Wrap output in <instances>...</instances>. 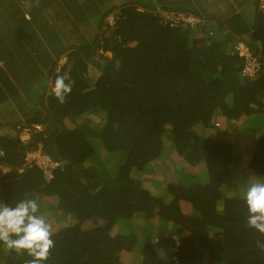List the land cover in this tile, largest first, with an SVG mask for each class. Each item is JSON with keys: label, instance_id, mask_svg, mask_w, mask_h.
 Wrapping results in <instances>:
<instances>
[{"label": "trees", "instance_id": "trees-1", "mask_svg": "<svg viewBox=\"0 0 264 264\" xmlns=\"http://www.w3.org/2000/svg\"><path fill=\"white\" fill-rule=\"evenodd\" d=\"M145 4L122 8L113 30L108 15L96 29L88 23L58 72V61L48 75L38 70L31 99L18 101L9 123L44 128L33 127L29 142L12 125L0 134V165L10 168L0 202L37 201L55 245L43 264H122L127 254L135 264H264V236L246 227L244 199L248 183L264 181L260 0L224 16L191 0L171 4L176 16L197 18L178 27ZM239 41L261 64L254 74L233 53ZM58 75L72 84L64 103L52 92ZM38 147L59 162L51 178L25 162ZM170 154L172 167L160 172ZM31 259L0 243V264Z\"/></svg>", "mask_w": 264, "mask_h": 264}, {"label": "crops", "instance_id": "crops-1", "mask_svg": "<svg viewBox=\"0 0 264 264\" xmlns=\"http://www.w3.org/2000/svg\"><path fill=\"white\" fill-rule=\"evenodd\" d=\"M184 1L190 0H24L23 6H18L17 0H0V128L4 129L0 134L13 132L9 117L13 111H22L18 101L31 99L38 82L33 78L34 69L38 72L44 68V75H48L45 67L58 61V72V67L79 42L78 38H86L88 23L96 29L105 15H117L129 5H137L138 10H143L142 6L146 7L145 2H148V9L155 13ZM248 3L247 0H205L204 4L224 16L243 11L247 6L253 8ZM23 29H30L33 35L26 37ZM33 44L34 48L31 47ZM21 54L24 58L19 57ZM42 73L38 72L39 76ZM9 104L15 108L8 112Z\"/></svg>", "mask_w": 264, "mask_h": 264}, {"label": "clouds", "instance_id": "clouds-1", "mask_svg": "<svg viewBox=\"0 0 264 264\" xmlns=\"http://www.w3.org/2000/svg\"><path fill=\"white\" fill-rule=\"evenodd\" d=\"M165 11L170 12L168 10ZM165 11L162 10L157 13L162 14ZM114 16L117 18V15ZM180 25L171 26L178 27ZM113 27L114 25L110 26L111 29ZM67 58L66 56V60L64 59L63 64L58 69L67 63ZM65 81L66 78L64 76L58 75L52 85V92L60 103H64L66 96L72 91V84ZM35 123H31L29 126L32 127ZM42 125L44 126V124ZM22 129V127H19L20 133L18 135L22 134ZM19 139L23 142L30 141L21 137ZM0 152V155H2L3 150H0ZM244 199L248 209L246 227L255 229L261 236H264V181H252L248 183ZM38 213L39 205L35 199H22L14 207L0 202V243L9 251H13L18 255H23L26 252L28 256L32 257L25 264H43L49 258L50 250L55 246L51 238L53 232L50 221ZM257 247L264 250V241L258 240Z\"/></svg>", "mask_w": 264, "mask_h": 264}, {"label": "built area", "instance_id": "built-area-1", "mask_svg": "<svg viewBox=\"0 0 264 264\" xmlns=\"http://www.w3.org/2000/svg\"><path fill=\"white\" fill-rule=\"evenodd\" d=\"M260 8L264 11V0H260ZM165 18H170L169 20H165L164 22L167 23V21H171V25L177 26L178 24H192L195 25L197 18L193 16L186 15H180L176 16L172 12H163L161 14ZM108 23L112 27L116 23V18L113 14L108 16ZM234 52L239 54L242 57H245L246 64H245V72H248L250 74H254L257 71L260 70L261 64L258 61L257 57L253 54L251 47L244 41H239L236 43ZM66 60V57H65ZM33 127H36L38 130H42L44 126L41 123H35L32 127L27 126L23 127L22 129V137L25 140H30L32 137ZM1 153V152H0ZM25 162L27 165H38L42 167L46 172L47 176L51 178L53 176L52 170L54 168H57L59 166V162H56L52 159V157L47 154L41 147L38 148H32L27 150L26 156H25ZM10 171V168L8 166H4L2 170L0 171V179L3 175L7 174Z\"/></svg>", "mask_w": 264, "mask_h": 264}, {"label": "rangeland", "instance_id": "rangeland-1", "mask_svg": "<svg viewBox=\"0 0 264 264\" xmlns=\"http://www.w3.org/2000/svg\"><path fill=\"white\" fill-rule=\"evenodd\" d=\"M22 1H24V0H22ZM22 1H20V0H17V4H18V6H23V5H25ZM32 0H28V2H31ZM174 2L176 1V0H173ZM180 1V0H179ZM196 2H194V5L197 7V6H199L200 4L201 5H203L204 3H205V0H195ZM248 1V0H247ZM249 1H251V0H249ZM254 1H256V0H254ZM254 1L252 2V4L251 5H253L252 7L254 8ZM184 2H186V1H184ZM208 3H211V2H209L208 1ZM215 4V3H214ZM195 6H190L191 8H195ZM15 7H17V6H15ZM173 8H177V6L176 5H174V6H172ZM187 7V6H186ZM10 8L11 9H13L14 8V4L13 3H11L10 4ZM30 8H31V6H30ZM177 9H181V7L180 6H178V8ZM196 9V8H195ZM236 9H239V7H236ZM11 15V14H10ZM15 15H17V11H15ZM114 15H116V14H114ZM7 16V15H6ZM12 16V15H11ZM10 20H12V18L10 19ZM104 29H105V27L103 28V29H101L100 30V33H102L103 31H104ZM111 30H113V29H111ZM23 31H24V35L26 36V35H33V32L30 30V29H23ZM85 31V30H84ZM27 33V34H26ZM77 33H79V31L77 32ZM73 34L74 35H76V30H73ZM4 36H5V34H3ZM27 37V36H26ZM33 37V36H32ZM73 43H74V41H73ZM31 47H35V45L33 44V45H31ZM19 57H21V58H24V56L21 54V56H19ZM67 60H69V58H67ZM67 68H69L68 66H67ZM65 69H66V67H65ZM92 70H94V71H96L95 70V68H91ZM66 73H67V69H66ZM38 77V72H37V69H34V72H33V78L34 79H36ZM54 77V76H53ZM53 77H51V81L53 80ZM50 81V82H51ZM45 90H47V88L45 87L44 88ZM48 92V91H47ZM25 99V98H24ZM14 117V116H13ZM17 118H18V114H17ZM11 119V118H10ZM12 125V124H11ZM13 127H14V129H15V131L13 132V134H18V132L16 131V128H19V126H15V125H12ZM0 129H2V128H0ZM22 135L23 134H19L18 136L19 137H21V138H23L22 137ZM24 139V138H23ZM100 143V142H99ZM101 144V143H100ZM173 156H174V154H170V155H164L162 158H163V161H164V163L163 164H161V165H158L156 168L160 171V172H164L165 171V169L168 167V166H170V167H172V165H173V161H172V158H173ZM105 164L107 165V166H112L113 164H115V161L114 160H109L108 162H105ZM112 167H114V166H112ZM2 168H3V166L2 165H0V171L2 170ZM183 176H184V173L182 174ZM160 179V178H159ZM162 179H164V178H162ZM183 181H185V179L184 178H181ZM163 182V181H162ZM160 186H162V184L160 185ZM155 194H158L159 196H163V195H165L166 194V190H165V188L164 187H152V189H151ZM163 198H165V197H163ZM168 198H169V196H167V199H166V201L168 202ZM39 214H41L40 212H39ZM138 258L137 259H135L134 261H133V256H129L128 254L127 255H125L124 256V258H123V260H122V264H135V263H138Z\"/></svg>", "mask_w": 264, "mask_h": 264}]
</instances>
